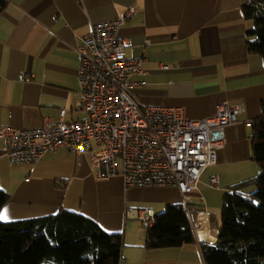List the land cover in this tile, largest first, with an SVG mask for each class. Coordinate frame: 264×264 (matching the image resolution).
<instances>
[{
	"label": "crops",
	"instance_id": "obj_1",
	"mask_svg": "<svg viewBox=\"0 0 264 264\" xmlns=\"http://www.w3.org/2000/svg\"><path fill=\"white\" fill-rule=\"evenodd\" d=\"M246 0H10L0 12V128L38 127L45 118L86 117L81 108L77 46L94 23L137 11L119 29L129 57L142 59L145 72L132 81L144 105L179 107L188 118L215 114L227 101L240 105L238 121L226 127L217 163L206 168L192 194V224L199 243L216 244L223 195L256 177L252 158L253 122L263 113L264 60L248 51ZM253 39L255 37H252ZM0 137V190L9 199L3 221L37 218L68 209L108 232H121L120 264H204L199 243L151 248L144 210L156 215L182 203L176 186L125 188L122 176L98 179L90 154L66 146L48 151L34 164H13ZM219 176L213 185L211 177ZM247 189V188H246ZM252 190V187H248ZM210 212L215 242L201 237V214ZM131 215V217H129Z\"/></svg>",
	"mask_w": 264,
	"mask_h": 264
},
{
	"label": "built area",
	"instance_id": "obj_2",
	"mask_svg": "<svg viewBox=\"0 0 264 264\" xmlns=\"http://www.w3.org/2000/svg\"><path fill=\"white\" fill-rule=\"evenodd\" d=\"M136 11L130 7L120 18L94 23L77 46L86 117L68 121L67 109H62L59 119L45 118L35 128L3 126L0 137L13 164H34L48 151L66 146L73 153L91 155V170L98 179L120 175L125 188L176 186L192 219V194L206 168L217 163L226 127L238 121L242 108L225 101L214 115L193 119L179 107L144 105L133 89L146 81L131 80L145 72L142 59L127 55V43L119 35ZM219 181L218 175L211 177L213 185ZM203 214L209 221L210 212ZM140 219L146 227L156 221L148 209Z\"/></svg>",
	"mask_w": 264,
	"mask_h": 264
},
{
	"label": "trees",
	"instance_id": "obj_3",
	"mask_svg": "<svg viewBox=\"0 0 264 264\" xmlns=\"http://www.w3.org/2000/svg\"><path fill=\"white\" fill-rule=\"evenodd\" d=\"M9 1L0 0V12ZM243 9L254 21L248 32V51L264 60V0H246ZM253 127L252 158L262 171L224 193L217 243H199L187 207L178 203L155 215V224L147 227L148 247L195 242L204 264H264V101L263 113ZM8 199L0 190V211ZM123 245L121 232H108L94 219L73 210L13 221L0 219V264H120Z\"/></svg>",
	"mask_w": 264,
	"mask_h": 264
},
{
	"label": "bare ground",
	"instance_id": "obj_4",
	"mask_svg": "<svg viewBox=\"0 0 264 264\" xmlns=\"http://www.w3.org/2000/svg\"><path fill=\"white\" fill-rule=\"evenodd\" d=\"M200 217L203 222L200 228L202 239L210 241V242H215L217 238V231L210 227L206 214H201Z\"/></svg>",
	"mask_w": 264,
	"mask_h": 264
},
{
	"label": "snow or ice",
	"instance_id": "obj_5",
	"mask_svg": "<svg viewBox=\"0 0 264 264\" xmlns=\"http://www.w3.org/2000/svg\"><path fill=\"white\" fill-rule=\"evenodd\" d=\"M4 216H6V210L4 213H0V219L4 218Z\"/></svg>",
	"mask_w": 264,
	"mask_h": 264
},
{
	"label": "rangeland",
	"instance_id": "obj_6",
	"mask_svg": "<svg viewBox=\"0 0 264 264\" xmlns=\"http://www.w3.org/2000/svg\"><path fill=\"white\" fill-rule=\"evenodd\" d=\"M129 217H131V215Z\"/></svg>",
	"mask_w": 264,
	"mask_h": 264
}]
</instances>
